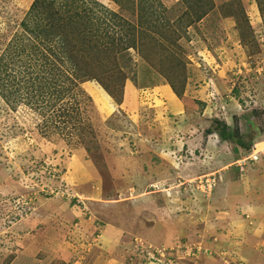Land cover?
<instances>
[{"label":"rangeland","instance_id":"rangeland-1","mask_svg":"<svg viewBox=\"0 0 264 264\" xmlns=\"http://www.w3.org/2000/svg\"><path fill=\"white\" fill-rule=\"evenodd\" d=\"M87 1L0 0V264H264V0Z\"/></svg>","mask_w":264,"mask_h":264},{"label":"trees","instance_id":"trees-1","mask_svg":"<svg viewBox=\"0 0 264 264\" xmlns=\"http://www.w3.org/2000/svg\"><path fill=\"white\" fill-rule=\"evenodd\" d=\"M80 1H82V3L80 2ZM90 1H92V0H90ZM144 1H146V0H144ZM191 1H194L195 2V8L196 9H201V7H203V6H205V5H207L208 3H209V1H211V0H191ZM61 2H64V0H52V3H59V5H62V6H64L65 5V7H67V11H68V13H70L72 10H75L76 8H77V5L79 4V6H80V4L81 5H83V7H87V4L86 3H88V1L87 0H69L66 4H65V2L63 3V4H61ZM74 6V7H73ZM91 6V5H90ZM93 7V6H92ZM91 10H92V8H90ZM93 11V10H92ZM77 12V11H76ZM77 15H78V12H77ZM93 16H96V15H94L93 14ZM72 17L73 16H71L70 17V19H72ZM42 18V21H44V20H46V16H42L41 17ZM106 22V21H105ZM105 22H100L98 25H97V29L98 30H100V32L102 31V30H108L109 29V26L110 25H108L107 26V24L105 23ZM103 24H106L105 26H103ZM53 26H55V22L54 21H50V19H49V22L45 25V24H38L37 26H36V29L35 30H33L32 31V33H34L35 34V36L37 37V38H40V37H42L43 35H47V34H50V33H48V31H50V30H52V28H53ZM48 29H47V28ZM53 29H55V28H53ZM43 32V33H42ZM52 32V31H51ZM64 37V36H63ZM65 38V37H64ZM64 38H60V39H64ZM67 62H68V59H67ZM72 65V64H71ZM72 70H75V67H73V69ZM54 76L55 77H52V76H42V75H37L36 76V78H35V80H34V82L33 81H31V80H26V82H27V84H29V86H30V88H32V91H33V93L35 92V95H37V92L38 91H41V90H43V89H45V90H47V91H49V89L51 90H56L57 89V87L55 86V83L53 82V80L54 79H58L57 77H56V75L54 74ZM2 76H0V93H1V95L3 96V97H5V98H7V97H9V92H6L5 91V89H3V85L1 84V78ZM65 79H66V81H67V79H68V81H71L72 80V82L74 83V79H73V77H72V74H70V72L67 70L66 71V73H65ZM52 78H54L53 80H52ZM66 83L67 82H65L64 84H63V86H62V88L63 89H61L60 91H59V95H58V97H60V100H62L63 101V99L64 98H66V95H68L67 93V89L65 88V86H66ZM47 84H49L50 86H48ZM35 87H36V91H35ZM173 88H174V91L178 94V93H180V91L174 86V84H173ZM47 95H48V93H46ZM179 95H182V94H179ZM43 96H46L45 94H43ZM52 96V95H51ZM51 96H49V97H51ZM64 109V108H63ZM64 111H65V113H66V109H64ZM64 113V114H65ZM66 122H72V118L70 117ZM220 127V131H221V136H222V138L224 139V140H231V139H234V140H236V143H237V145H238V147H240V148H245V149H252L253 148V145H252V143L251 142H247L243 137H238V138H234L235 136L231 133V131H230V126L228 125V124H222V123H219L218 124ZM65 128L66 127H68V126H64ZM67 129V128H66ZM249 149V150H250Z\"/></svg>","mask_w":264,"mask_h":264},{"label":"crops","instance_id":"crops-1","mask_svg":"<svg viewBox=\"0 0 264 264\" xmlns=\"http://www.w3.org/2000/svg\"><path fill=\"white\" fill-rule=\"evenodd\" d=\"M261 162H264V153L262 154ZM250 169H252V172L249 173V176L245 173L242 174V178L247 181H239L240 184H238L237 188L244 190V192L236 193V197L240 202L239 207L242 208L243 221L249 215L248 213L252 212L257 218V224L264 223V215L261 214V212H264V164L259 163ZM235 191L234 186L233 192L235 193ZM257 238L259 239V237Z\"/></svg>","mask_w":264,"mask_h":264},{"label":"clouds","instance_id":"clouds-1","mask_svg":"<svg viewBox=\"0 0 264 264\" xmlns=\"http://www.w3.org/2000/svg\"><path fill=\"white\" fill-rule=\"evenodd\" d=\"M263 154V153H262Z\"/></svg>","mask_w":264,"mask_h":264}]
</instances>
